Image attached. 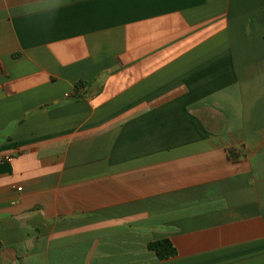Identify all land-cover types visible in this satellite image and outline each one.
Returning <instances> with one entry per match:
<instances>
[{
  "label": "crops",
  "instance_id": "crops-1",
  "mask_svg": "<svg viewBox=\"0 0 264 264\" xmlns=\"http://www.w3.org/2000/svg\"><path fill=\"white\" fill-rule=\"evenodd\" d=\"M0 264H264V0H0Z\"/></svg>",
  "mask_w": 264,
  "mask_h": 264
},
{
  "label": "trees",
  "instance_id": "trees-1",
  "mask_svg": "<svg viewBox=\"0 0 264 264\" xmlns=\"http://www.w3.org/2000/svg\"><path fill=\"white\" fill-rule=\"evenodd\" d=\"M84 86V83H78L76 85L77 94H75L74 96L75 99L80 97V94L78 93L83 90ZM228 154L233 161H238L242 157V154H240V152L233 148H230L228 150ZM148 247L151 251L155 252L159 260H167L178 255L177 248L168 239L151 242Z\"/></svg>",
  "mask_w": 264,
  "mask_h": 264
},
{
  "label": "built area",
  "instance_id": "built-area-1",
  "mask_svg": "<svg viewBox=\"0 0 264 264\" xmlns=\"http://www.w3.org/2000/svg\"><path fill=\"white\" fill-rule=\"evenodd\" d=\"M7 160H8V161H12L13 159H12V158H8ZM19 190H21V189H19Z\"/></svg>",
  "mask_w": 264,
  "mask_h": 264
}]
</instances>
